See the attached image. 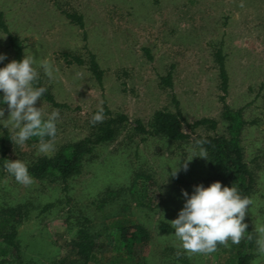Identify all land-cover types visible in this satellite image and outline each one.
Wrapping results in <instances>:
<instances>
[{
	"label": "rangeland",
	"instance_id": "obj_1",
	"mask_svg": "<svg viewBox=\"0 0 264 264\" xmlns=\"http://www.w3.org/2000/svg\"><path fill=\"white\" fill-rule=\"evenodd\" d=\"M0 11L22 41L23 57H35L42 85L66 105L54 108L42 99L36 104L45 117L60 111L52 153L38 155L39 142L30 139L22 146L10 141L8 160L55 155L90 133L91 117L100 107L127 117L112 141L84 158L67 192L57 181L24 186L9 173L0 175V204H24L29 211L17 228L19 257H1L0 264H49L67 251L80 215L92 232H100L103 248L97 257L106 264L118 254L130 264H182L176 256H186L190 264H230L231 241L210 254L188 255L174 232L159 234L157 226L177 218L185 202L182 189L191 195L195 185L205 186L207 169L200 157L183 171L184 159L199 155L192 139L225 134L218 51L228 76L225 102L231 110L242 109L241 145L256 178L247 218L255 229L264 226V0H0ZM67 14L80 16L82 26ZM0 54L7 57L2 68L12 55L1 31ZM90 54L102 71L101 83L89 69ZM42 60L58 69L53 79L39 67ZM168 73L171 88L161 82ZM173 98L190 139L169 142L134 131L135 120L147 126L155 111L175 112ZM0 107L6 119L7 106ZM201 118L216 120L217 128L186 126ZM0 124L12 138V126ZM176 167L181 170L174 178ZM47 204L51 207L43 209ZM116 216L143 225L150 235L129 257L113 246L112 232L105 228ZM255 254L251 264H264L257 249Z\"/></svg>",
	"mask_w": 264,
	"mask_h": 264
},
{
	"label": "trees",
	"instance_id": "obj_2",
	"mask_svg": "<svg viewBox=\"0 0 264 264\" xmlns=\"http://www.w3.org/2000/svg\"><path fill=\"white\" fill-rule=\"evenodd\" d=\"M67 17L78 23L81 27V18L75 14H67ZM0 31L6 36L7 46L11 51L12 60H21L23 57V44L21 39L12 34L0 11ZM215 61L218 65V74L220 79V89L223 95L219 98L221 102L220 118L225 123V134L223 135H196L192 139L193 145L197 150H206L207 159L201 158L206 169L207 177L204 179L205 187H208L215 181H220L223 186H235L242 196L251 198L255 187L254 171L248 166L244 159V152L241 145V132L245 125L242 117V109L231 110L225 102L224 95L227 92L228 76L225 69L224 57L220 51L215 54ZM73 61L81 64L82 61L73 57ZM89 69L98 83H101L102 71L95 61L92 54L89 55ZM161 82L172 87L171 74L168 73L161 78ZM38 86L42 85L41 80ZM42 96V100L54 108H65V104L57 103L50 90ZM3 93L0 92V98ZM175 112L157 110L153 113L147 126L140 120L134 121V131L151 137H160L169 142H185L190 139L189 134L183 131L184 120L178 108L177 101L173 98ZM3 107L6 105L0 104ZM104 110V120L102 123L91 124L90 133L77 142L70 144L63 150H60L53 156H42L25 162L28 165L30 175L34 180L57 181L63 185V190L67 192V182L81 173V166L84 158L90 155L96 146L112 141L119 132L120 127L127 122V117L123 114L113 115L106 107ZM98 110L93 112V115ZM190 130L199 127H206L209 130L217 128V122L214 119L201 118L190 124H186ZM47 139V138H46ZM30 140L39 142L38 138L33 137ZM11 141L10 133L0 124V175L8 173L5 170L6 157L9 150L8 144ZM264 171V164L260 167ZM14 178V177H13ZM112 195L111 192L106 193ZM105 199H101L99 207L105 204ZM47 204L43 209L50 208ZM28 209L24 204L8 205L0 204V259L1 257L14 256L19 257L18 226L28 215ZM88 219L80 215L73 222L76 228L73 237L67 245V251L51 261L49 264H106L97 257L102 250L103 245L99 242L100 232H92L87 226ZM244 223L248 224L245 238L239 244L230 245V264H251L255 259L256 239L258 237L256 229L248 220L247 215ZM106 229L112 232L113 246L124 252L127 257L132 255L134 248L138 245L146 244L150 235L148 230L141 224H130L129 221L121 216H116L110 220ZM159 234H171L174 229L168 223L159 222L157 226ZM251 236L249 240L247 237ZM223 245H219L217 250H221ZM176 259L182 264H190L186 256ZM108 264V263H107ZM109 264H130L121 259L118 255L110 259Z\"/></svg>",
	"mask_w": 264,
	"mask_h": 264
},
{
	"label": "clouds",
	"instance_id": "obj_3",
	"mask_svg": "<svg viewBox=\"0 0 264 264\" xmlns=\"http://www.w3.org/2000/svg\"><path fill=\"white\" fill-rule=\"evenodd\" d=\"M7 59L6 54H0V62ZM39 67L49 80L58 71L48 60L39 62ZM77 75H80L79 73ZM40 72L34 56L24 55L17 61L13 59L0 68V104L7 106L8 116L5 119V109L0 107V121L5 127L9 125L15 130L11 138L13 144L24 145L29 139L39 140L38 155H49L55 150L57 122L60 119L59 109H54L45 117L42 107H36L47 89L38 86ZM102 107L91 117L93 125L104 120ZM47 138V139H46ZM195 157L207 159V152L201 149L199 155L184 159L183 171H188V164ZM5 170L17 183L30 186L35 181L30 175L28 165L19 159L6 160ZM181 169L172 170V177H177ZM185 199L177 218L167 221L180 247L188 255L210 254L217 251L219 245L229 247L239 244L248 229L244 223L252 200L242 196L235 186H223L220 181L211 183L208 187L203 184L195 185L191 195L181 190ZM257 253L264 256V226L256 229ZM249 240L251 236L247 237Z\"/></svg>",
	"mask_w": 264,
	"mask_h": 264
}]
</instances>
